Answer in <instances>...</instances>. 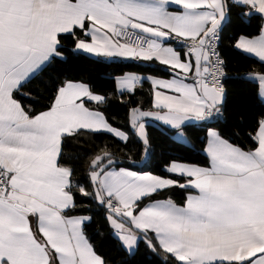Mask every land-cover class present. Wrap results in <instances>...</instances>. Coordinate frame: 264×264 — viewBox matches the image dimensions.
<instances>
[{
	"label": "snow or ice",
	"instance_id": "obj_1",
	"mask_svg": "<svg viewBox=\"0 0 264 264\" xmlns=\"http://www.w3.org/2000/svg\"><path fill=\"white\" fill-rule=\"evenodd\" d=\"M237 8L264 20V0H0V264H107L87 235L91 217L76 214L77 193L106 210L130 255L145 242L166 254L165 264H264V114L248 133L250 147L210 128V166L173 161L165 177L118 167L104 150L89 164L87 188L63 161L64 146L85 135L129 142L100 110L107 97L66 80L43 110L24 102L32 98L26 86L64 59L65 39L74 52L145 62L151 71L161 70L151 68L156 62L170 79L125 73L115 80L121 97L152 86L158 111L130 109L147 153L145 117L179 130L222 115L218 40ZM234 47L264 63V24ZM248 78L258 80L264 100V74ZM173 187L195 194L183 205L152 199Z\"/></svg>",
	"mask_w": 264,
	"mask_h": 264
},
{
	"label": "trees",
	"instance_id": "obj_2",
	"mask_svg": "<svg viewBox=\"0 0 264 264\" xmlns=\"http://www.w3.org/2000/svg\"><path fill=\"white\" fill-rule=\"evenodd\" d=\"M245 11L247 10L233 9L220 31V53L227 72L222 115L210 121L185 125L182 130L189 144L175 139L177 130L159 124H148L146 129L150 144L147 160L142 142L133 134L135 130L130 125V109H152V86L145 82L136 88L135 95L125 93L121 97L115 80L125 73L162 78L170 77V74L163 71L164 66L156 62H151V68L161 70L151 71L145 62L109 60L74 52L73 40H64V59L52 63L42 75L26 86L25 91L30 92L32 98L24 102L31 103L36 111L43 110L48 106L60 83L66 80L83 82L89 85L93 92L107 97L106 104L100 106V110L113 126L125 131L130 138L127 144L117 142L106 134L69 139L64 146L63 161L74 168L77 182L90 188L89 164L95 155H102L104 150L114 154L118 167L149 172L161 177L170 175L166 168L173 161L208 167L210 162L205 148L210 128L243 148L251 146L248 133L256 127L257 119L264 114V102L259 98V83L247 77L253 73L264 74V63L237 50L234 45L240 36H258L264 20H261L259 15L249 17L240 14ZM90 106L96 107L95 104ZM188 192L173 187L152 199L170 198L176 204L183 205ZM77 200L81 206L76 214L91 217V222L86 228L87 235L107 264H165L166 254L159 249L153 252L145 242H140L138 248L130 255L105 219L106 210L92 198L80 196L79 193ZM148 202L151 200H146L145 204ZM167 264H172V261L168 260Z\"/></svg>",
	"mask_w": 264,
	"mask_h": 264
},
{
	"label": "crops",
	"instance_id": "obj_3",
	"mask_svg": "<svg viewBox=\"0 0 264 264\" xmlns=\"http://www.w3.org/2000/svg\"><path fill=\"white\" fill-rule=\"evenodd\" d=\"M227 21V19L224 21V22H222V26L225 24V22ZM220 35V34H219ZM249 38V37H248ZM253 38V37H252ZM82 53V52H81ZM88 55H91V54H88ZM248 55H250V56H252V57H255L254 55H252V54H248ZM91 56H93V55H91ZM258 61H259V59L257 58V57H255ZM109 60H123V59H109ZM124 61H131V60H124ZM257 74H261V73H253V74H250L252 77H255ZM143 76V75H142ZM120 77V76H119ZM153 77H155V76H153ZM249 77V76H248ZM247 77V78H248ZM118 78V77H117ZM159 78H162V77H159ZM171 78V76L170 77H166V78H164V79H170ZM249 79V78H248ZM249 80H252V81H255V82H258V80L257 79H249ZM150 83V82H149ZM259 83V82H258ZM139 86V85H138ZM137 86V87H138ZM118 89V88H117ZM118 92H119V90H118ZM119 94H120V92H119ZM125 94V93H124ZM263 102H264V100H262ZM154 91H153V100H152V109H149V110H145V112H148V111H152V112H156V111H158L157 109H155L154 108ZM142 111H144V110H142ZM143 122L145 123V131H146V133H147V129H146V127H147V125L148 124H150V123H153V124H159V125H163V126H165V127H167V128H169V129H172V130H177V133H176V135H175V139L176 140H178V141H180V142H182V143H185V144H189V141H188V138L186 137V135L184 134V132H183V130H182V128L185 126V125H190V124H198V123H200V122H196V121H188V122H185V124L184 125H182V128L181 129H174V128H172L170 125H168V124H165L163 121H160V120H156V119H154V118H152V117H145L144 119H143ZM213 130H215V129H213ZM183 132V135H181L180 134V132ZM215 131H217V130H215ZM218 132V131H217ZM207 146V145H206ZM148 157H149V153L147 152L146 154H145V160H147L148 159ZM210 162V161H209ZM180 163V162H179ZM183 164H185V163H183ZM187 165H191V164H187ZM195 166H197V165H195ZM209 166H210V163H209ZM127 169V168H126ZM130 170H132V169H130ZM132 171H135V170H132ZM136 172H138V171H136ZM138 173H149V172H138ZM152 174V173H151ZM155 175V174H154ZM189 191V190H188ZM189 194H195V191L194 190H191V192L189 191L188 192V194L186 195V197L189 195ZM152 202V201H151ZM151 202H148V203H146V204H149V203H151ZM113 231H114V235L118 238V236L115 234V230L113 229ZM121 242V241H120ZM122 243V242H121ZM126 249V248H125Z\"/></svg>",
	"mask_w": 264,
	"mask_h": 264
},
{
	"label": "built area",
	"instance_id": "obj_4",
	"mask_svg": "<svg viewBox=\"0 0 264 264\" xmlns=\"http://www.w3.org/2000/svg\"><path fill=\"white\" fill-rule=\"evenodd\" d=\"M220 45H221V37L219 35V40H218V52H219V55L221 56V53H220ZM222 58V56H221ZM223 59V58H222ZM224 61V60H223ZM224 70H225V75H224V78H223V84H224V80L226 79L227 77V72H226V67H225V63H224ZM224 88H225V84H224Z\"/></svg>",
	"mask_w": 264,
	"mask_h": 264
},
{
	"label": "rangeland",
	"instance_id": "obj_5",
	"mask_svg": "<svg viewBox=\"0 0 264 264\" xmlns=\"http://www.w3.org/2000/svg\"><path fill=\"white\" fill-rule=\"evenodd\" d=\"M179 140V139H178ZM185 144V143H184Z\"/></svg>",
	"mask_w": 264,
	"mask_h": 264
}]
</instances>
